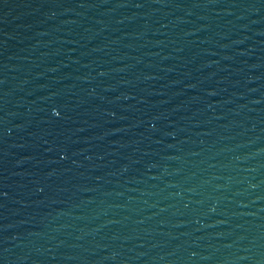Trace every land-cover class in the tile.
I'll use <instances>...</instances> for the list:
<instances>
[{
  "label": "water",
  "instance_id": "95a60500",
  "mask_svg": "<svg viewBox=\"0 0 264 264\" xmlns=\"http://www.w3.org/2000/svg\"><path fill=\"white\" fill-rule=\"evenodd\" d=\"M0 264H264V0H0Z\"/></svg>",
  "mask_w": 264,
  "mask_h": 264
}]
</instances>
